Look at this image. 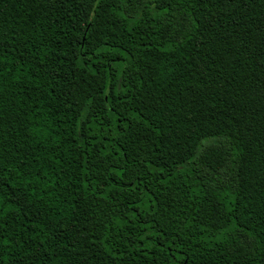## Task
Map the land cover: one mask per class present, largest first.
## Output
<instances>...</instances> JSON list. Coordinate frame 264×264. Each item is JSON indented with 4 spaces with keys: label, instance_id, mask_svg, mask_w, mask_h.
<instances>
[{
    "label": "trees",
    "instance_id": "trees-1",
    "mask_svg": "<svg viewBox=\"0 0 264 264\" xmlns=\"http://www.w3.org/2000/svg\"><path fill=\"white\" fill-rule=\"evenodd\" d=\"M0 264H264V0H0Z\"/></svg>",
    "mask_w": 264,
    "mask_h": 264
}]
</instances>
